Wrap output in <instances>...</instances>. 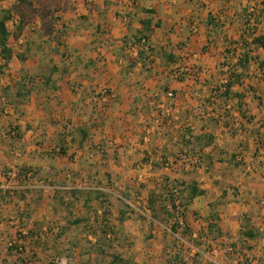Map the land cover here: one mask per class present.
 Segmentation results:
<instances>
[{"label":"crops","instance_id":"crops-1","mask_svg":"<svg viewBox=\"0 0 264 264\" xmlns=\"http://www.w3.org/2000/svg\"><path fill=\"white\" fill-rule=\"evenodd\" d=\"M60 1L63 5V25L53 26L51 36H45V31L41 30L40 38L50 41L54 49L58 47L57 53L62 50L60 42L64 43L66 50L70 51V58L66 54L63 59L57 60L53 54L52 67L44 79L39 76L25 79L14 76L5 86H10L7 90L2 88L4 80L0 77V133L9 128V137L18 140L12 145L20 147L12 151L3 148L6 139L3 134V139H0V163L13 162L29 169L31 167L39 175L64 179L69 178L71 172L61 168L75 162L77 172V162L88 158L94 161L95 175L97 173L103 178L107 176L106 171L114 178L130 180L132 177L144 178V175L150 178L163 175L158 187L166 178L172 183L197 180L206 193L193 200L187 214V225L194 232L192 238H197L199 231L207 230L214 200H211V185L202 186L201 178L191 175L194 168L178 160L187 140L192 142L205 131L215 137L213 146L208 148L214 156L221 149L231 161L232 154L242 151L245 145L246 159L255 164L259 159L254 154L257 147L255 139L264 118L261 119V94L253 80L264 82L263 76L251 73L248 78L247 84L254 87V92H247L244 87L237 88L245 94L242 111L237 100H233L228 105H222L218 109L220 113L210 116L205 103L210 95L207 81L211 80L212 85L218 80L216 74L220 65L216 68V60L221 55L219 49L214 48L217 47L213 44L216 41H211L218 29L206 25L208 17H229L233 13L230 5L236 7V2L244 3L246 0ZM148 19L159 23L151 34L155 53L145 63H138L129 69L128 48L123 46L124 40L143 31L142 22ZM194 23L199 27L197 34L191 32ZM236 28L237 22L233 21L232 27L227 23L222 30L231 34ZM41 55L32 52L25 61L19 59V65H28L33 59V64L39 69L43 64ZM168 55H174L178 60L172 62L168 60ZM11 67L10 63L6 73L14 72ZM200 67L202 77L197 80L194 75ZM36 68L31 70L36 72ZM178 69L185 71L183 78H177L175 72ZM104 85L117 95L116 102L109 107L104 106L98 91ZM170 93H173L172 97ZM257 114L260 116L257 117ZM229 121L233 124L238 121L236 127L242 124L236 135L228 131L226 125ZM83 133H86L85 140ZM16 134L19 136L13 137ZM29 135L33 142L27 145L25 138ZM44 147H50L49 150L56 147V151L62 149L64 154L33 156L46 152ZM9 154L16 156L14 160H10ZM137 162L134 168L133 164ZM166 163L173 165L170 170L164 168ZM187 175L191 176L190 180ZM251 184L254 188L251 187L250 196L246 193L242 203L236 207L224 205L222 209L220 225L225 237L233 230L234 235L237 231L240 236L246 218L255 221L264 213L260 204V200L264 199V175L256 177ZM241 188L240 191L246 187ZM103 190L112 192L111 188ZM143 195L148 200L149 192L143 190ZM24 202L26 197L16 203L18 207L13 204L10 210L13 207L25 209ZM26 208L28 210V205ZM192 213L202 218L197 219ZM20 216L16 221L19 226L29 224L31 228V218L34 222L37 220L36 214L29 218ZM12 218L15 217L9 215L6 220H0L2 241L12 235L13 229L9 226L3 228V225L14 224ZM29 232L31 234L32 229Z\"/></svg>","mask_w":264,"mask_h":264},{"label":"rangeland","instance_id":"rangeland-1","mask_svg":"<svg viewBox=\"0 0 264 264\" xmlns=\"http://www.w3.org/2000/svg\"><path fill=\"white\" fill-rule=\"evenodd\" d=\"M7 0H0L4 2ZM33 3V7L28 9L22 7L25 14L26 25L23 30V36L26 43L21 49L23 52L29 49H32V52H39L41 55V60L43 64L39 66V69L33 64V59L29 61L28 65L23 64L20 66L21 61L16 55L14 60L11 62L13 73H4L5 75L1 76L4 80L2 88L7 90L9 85V79H13L14 76L25 78L33 77H42L43 79L49 73L53 60V54L57 60L63 59L64 55L68 54L70 58V51L66 50L64 43L60 42L62 48L61 53H57L58 47L54 49L53 44L50 41L41 40V30L42 29V18L39 12L35 10L41 9L48 12V15L53 21V26L63 25V15L61 10L63 9L62 1L60 0H30ZM231 1V0H225ZM262 0H249V2L244 1V3L236 2V7L238 11L244 14V9L247 6H252L254 2L260 3ZM17 2V3H16ZM4 3L0 4V9H3ZM244 4V5H243ZM6 5L7 4L6 2ZM18 6L19 0L13 2L10 6ZM39 23L40 27L36 30H31V25ZM198 27V25L196 24ZM199 28V27H198ZM62 29V28H60ZM264 29V26H263ZM17 31V30H16ZM235 29L231 34L223 33L222 28H218L215 31V34L212 35L211 41H218L221 38L217 47L219 49V58L216 60V68L218 64L220 65L217 68L218 73L223 70V63L229 64L230 54H227L228 50L225 47L222 38L235 37ZM33 41V42H32ZM36 41V42H34ZM15 41H12L14 45ZM36 43V44H34ZM221 45V46H219ZM59 46V47H60ZM20 51V52H21ZM18 53V52H16ZM29 53V54H30ZM63 56H62V55ZM229 57V58H228ZM1 61V59H0ZM231 64V63H230ZM211 65V64H210ZM214 65V64H213ZM211 65V66H213ZM36 68L37 71L34 72L31 69ZM8 69V68H7ZM9 69V70H10ZM206 70H209L206 68ZM252 75L256 74V70L253 69ZM217 79L220 78L219 74H216ZM256 77V76H253ZM257 90L261 94L260 106L262 107L263 114H261V119L264 118V82L253 80ZM107 87V86H103ZM109 88V87H108ZM99 91V90H98ZM116 95V93L113 91ZM100 95V94H99ZM117 96V95H116ZM107 107V106H106ZM104 107V108H106ZM260 116V114H257ZM9 129V128H8ZM8 129L0 133V139H3V134L6 136L5 143L2 146L3 148H9L10 151L18 149L20 147L12 145L15 143L16 138L9 137L7 134ZM13 130H10L12 132ZM12 135V134H11ZM19 134L14 135L13 137H18ZM30 135L25 138L27 145L32 139ZM14 139V140H13ZM10 140V142H9ZM29 140V141H28ZM33 142V141H32ZM11 143V144H9ZM26 145H22L24 147ZM44 153L33 154L34 157H55L58 156V150L56 147L53 150L50 147H44ZM43 148V149H44ZM53 148V147H52ZM47 149V150H46ZM8 151V150H7ZM17 151V150H16ZM216 153V163H209L208 159H205L203 168L194 169L192 176L201 178L202 186L208 184L211 185L213 203L216 205L215 210L219 213H222L224 205L226 206H237V204L242 203L246 193L250 196L251 187L254 188V185L251 184L256 180V177L262 178L264 175V154L257 157L256 164L251 160L244 158L243 164L237 165V162H231L228 158L229 155H224L221 152ZM7 153V152H6ZM10 160H14L15 155L9 154ZM32 156V155H31ZM219 158L223 159V162H220ZM232 160V159H231ZM71 166H64L61 170H70V177L63 178H50L45 175H39L38 172L36 176L26 184H23V189L15 190L16 197L13 200L5 201L1 196L0 192V220H6L9 215H13L15 218H12L14 224L12 225H3L13 229L12 235L8 237L7 240H1L2 230L0 228V264H204L206 259L202 256H198L194 252V238L186 236L183 232L185 228H180V235H173L170 231V226L166 225L167 223L163 220L165 211L162 210L160 214L159 223L154 221L151 218V212L148 211L147 199L143 195L144 192L150 195V192L153 188H158L163 175H153L150 177L144 175V178L141 179L137 177H132V180L129 178H114L111 173L106 171L105 178L99 177L96 173L95 175V164L91 159L83 158V160L77 162L78 171L76 172V167L74 166L75 162ZM137 163H134V168L137 166ZM5 165V166H4ZM252 165L256 167L257 171L251 172L247 170V166ZM2 168L0 169V183L6 185L11 183L12 185L16 181H11L6 178V173L12 169H23L27 166H19V164H9L0 163ZM164 166V165H163ZM74 167V168H72ZM28 168V167H27ZM29 169V168H28ZM30 169H33L30 167ZM34 170V169H33ZM35 171V170H34ZM80 171V172H79ZM190 173V172H189ZM258 174V176H256ZM252 175L253 177H250ZM188 180L191 179L190 175H187ZM153 179V182H152ZM159 180V182H157ZM253 179V180H252ZM151 181V182H150ZM263 181V180H262ZM150 184V185H148ZM150 186L151 189L148 190L146 187ZM240 191L239 188H243ZM29 187V188H28ZM103 188L110 189L112 192H107ZM241 188V189H242ZM142 190V191H141ZM1 191V190H0ZM77 191V193H75ZM89 191H99L100 193L106 194L107 197L98 194L100 199L97 198L96 194H92V200L88 202L91 209L85 206L87 202V193ZM148 191V192H147ZM26 197V202H24L23 210L13 207L10 210V207L19 203ZM89 199V198H88ZM102 201L106 202V205L110 211V215H107L110 220V225L114 227L117 237H111L110 240H105L104 252L99 250L101 246L95 244L97 239H102L103 231L101 222L104 215L103 206H101ZM22 205V204H21ZM28 205V210L26 208ZM18 207V205H16ZM233 206V207H234ZM161 208V204H158L157 209ZM25 210V211H24ZM99 210L98 215H100V221H97L96 211ZM189 210V209H188ZM12 211V213H11ZM17 211V212H16ZM123 217L122 213H125ZM187 214L189 211H187ZM185 212V213H186ZM37 215V220L34 222L31 218V223L33 225L29 228V224H20L17 223V218L25 216L29 218L31 215ZM248 215V214H247ZM188 216H186L188 221ZM193 217L197 219L202 218L201 215L197 216L192 213ZM124 218V222H121L120 219ZM81 218H88L90 222L84 221L78 223L77 220ZM220 218L222 219L221 215ZM246 220L250 221L251 218L248 217ZM173 222L177 221V217L172 219ZM4 223V222H3ZM87 223V224H86ZM28 226V227H27ZM32 233L30 234L29 231ZM243 230V229H242ZM242 230L239 232L235 230L228 232L226 235L229 242L232 243L234 247H239L243 242ZM4 231V230H3ZM200 232V231H199ZM185 236V237H184ZM14 240L20 241L19 245L23 247L22 251H19L18 246H11V242ZM102 241H104L102 239ZM215 242L217 247L223 246L219 239L214 240L210 238V242H201V250L207 251L211 243ZM200 244V242L198 243ZM240 250V249H239ZM181 256L178 260L176 255ZM117 255L120 257V261H115L114 256ZM177 259V260H176ZM171 261V262H169ZM230 264H236V258L233 257L230 260Z\"/></svg>","mask_w":264,"mask_h":264},{"label":"trees","instance_id":"trees-1","mask_svg":"<svg viewBox=\"0 0 264 264\" xmlns=\"http://www.w3.org/2000/svg\"><path fill=\"white\" fill-rule=\"evenodd\" d=\"M247 2H249V0H247ZM23 6L30 9L33 7V3L30 0H19L18 6L14 5L8 9H0V77L7 71L9 64L14 60L16 55L21 61H25L31 51V49L27 47V50L16 53L12 43V41L18 40L23 35V30L27 22L22 9ZM35 11L41 14L42 28L43 31H45L44 35L51 36L53 34V21H51V17L48 15V12L41 9H37ZM231 11L233 13L230 14L229 17L226 16L223 19L219 18L218 15H209L208 21L206 23L207 26H213L214 28L218 29L225 27L227 23H230L232 27L233 21L237 22L235 37H230V39L228 36L222 38V41L225 44L224 46L227 47L228 50H231L227 51V54L231 55L229 58V64L223 63V70H221L220 73L217 72V74L220 75V78L215 80L212 85H210L212 82L211 80L210 82L207 81L210 95L205 100V103L207 104V109L209 110L208 112H211L210 116L215 115L217 112L220 113V110L218 109L221 108L222 105H228L229 102L233 100H237L238 108L242 111L245 104V94L238 91L237 88L244 87L245 91L254 92V87L247 84V80L250 78L253 69L258 71V73H260L264 78V0L258 3V6L256 8L254 7L253 10L252 6L249 7L246 5V9L243 10L244 14L237 9L233 10L232 7ZM13 15L19 17L20 25L17 27V31L12 35L8 32L7 23L13 17ZM142 24L143 31H139L138 33L134 34L130 39L125 38L123 46L126 49L132 45L140 43L142 40H146L149 43V48L147 50L140 51L136 63L127 66L129 69H132L138 63H145L155 53V49L153 48L151 42V34L153 33L154 28L159 26V23L148 19L144 20ZM217 42L218 41H216V43ZM168 60L176 62L178 59L174 55H168ZM202 71L203 70L201 67L197 69V74L194 75L197 80H201ZM175 74L177 78H181L182 76L186 75L185 71H180V69H178ZM237 124L238 121H235L234 124L233 122L229 121L226 125L228 126V131L232 135H236L237 131L239 132L241 129L242 124L240 123L239 126L236 127ZM262 129H264V120L256 133L257 138L255 139V142L257 147L254 153L256 157L260 156V154H264V131H262ZM83 138L84 140L87 138L86 133H83ZM214 141V135L203 131L199 133L197 137H195L194 141L190 142V139H188L180 152L186 148L190 149L192 158L196 159L197 161V166H195L194 169H200L203 168L206 158L211 164L217 162L215 160L216 156H214L213 152L211 150L208 151V148L213 146ZM245 150L247 149L244 145L242 151L232 154L231 162H237V165L243 164L241 162H243L244 158H246V154L244 153ZM58 154H64L62 153V149L58 151ZM219 159L222 160L220 162H223V159ZM30 172L36 176L35 171L32 169H21V173L23 174ZM168 181L169 180L167 178L164 179V183L160 187L154 188L150 192L149 198L147 200V209L149 212H151V218L159 223H162L158 220L160 219L161 211L164 210L165 213L163 214V220L167 223L166 225L170 226L171 233L173 235H180L179 230L183 227L185 228L183 233L186 236L192 238L194 232L187 225L186 210L188 211L189 206L192 204L195 198L205 195L206 190L200 187L197 180H191L190 182L183 181L181 183L178 181L174 183ZM173 188H179V195H175L172 192ZM0 192L3 199L10 197L11 200H13L17 195H10V192L5 190H1ZM75 193H77V191ZM92 194H96L98 199L101 197H99L98 194L107 197L106 194L100 193L99 191H89L87 193V202L85 203V206L89 209H91V207L88 202H90V199L92 200ZM159 203L161 204V208L157 209ZM101 206L105 208L104 215L101 220L103 223L102 239L104 241H102V239H97L95 244L101 246L99 250L105 253L103 247L106 245L105 240H110L112 236L116 238L117 233L114 227L110 225V220L107 217V215H110V211L106 205V202L102 201ZM211 207L212 210L208 217L209 224L207 226V230L198 232L197 238H194L193 246L196 248L201 249V239L203 238L207 240L206 242H210V238L217 241V239H221L225 236V233L222 231L220 225V215L215 210L214 204H212ZM98 212L99 210L96 211L95 216L99 222L100 215H98ZM124 215H126V212L121 214L122 217ZM175 216L177 217V221L173 222L172 219L175 218ZM122 217L120 221L124 222V218ZM84 221H87V223L90 222L88 218H81L77 220L78 223H82ZM242 227L244 229L242 231L243 237H255L254 232L251 229L250 221L245 219ZM199 242L200 244H198ZM176 256V258L180 260L181 256H179V254ZM113 258L115 261H120V257L117 255H115Z\"/></svg>","mask_w":264,"mask_h":264},{"label":"built area","instance_id":"built-area-1","mask_svg":"<svg viewBox=\"0 0 264 264\" xmlns=\"http://www.w3.org/2000/svg\"><path fill=\"white\" fill-rule=\"evenodd\" d=\"M15 1L16 0H7L5 1V3L0 2V4L4 3L3 7L8 9L9 7L7 6H10L13 2L15 3ZM6 2L9 5H6ZM258 3L256 2L252 3L253 4L252 10L254 7L256 8L258 6ZM19 25H20L19 17L13 15V17L7 23L8 32L13 35L16 32L17 27ZM39 27H40L39 23L32 24L31 30L34 31ZM191 32L193 34H197L199 32V28L196 26V23H194L191 26ZM25 43L26 40L24 36L16 40L13 45L15 52H20L22 47H24ZM148 48H149V43L146 40H142L140 43L130 46L126 51L129 56L127 61V66L135 64L140 51L147 50ZM99 94L101 96V101L104 104V106L109 107L116 102L117 96L108 87H100ZM169 96L172 97L173 93H170ZM178 160L183 164L188 165L191 168H195V166H197V161L196 159L192 158L190 149L188 148L184 149L180 153V155L178 156ZM172 166L173 165H171L170 163H166L164 165V168L166 170H170ZM247 170L250 172H255L257 171V168L252 167V165H248ZM33 177L34 175L31 172L27 174H23L21 173V169L18 170L12 168L6 173V178L11 181H16V183L13 185L11 183L6 185L0 183V190L9 191L10 195L14 196L15 190H20L26 187L23 186V184L29 182ZM172 192L175 195H179L180 193L179 188H173ZM10 200H11L10 197H7L5 199V201H10ZM260 204L264 207V199L260 200ZM250 224L255 237L254 238L244 237L242 244L238 248H235L232 245V243L229 242L228 238L224 236L221 239H219L221 241V244H223V246L217 247L216 243L212 242L210 248L207 251L201 250L200 248H196L193 246L194 252L198 256H202L206 259L204 264H230L229 260L233 257L236 258L235 261L236 264H264V213L257 220L255 221L250 220ZM201 241L206 242L207 240L203 238L201 239ZM19 242L20 241L14 240L13 242H11L10 245L18 246L19 251H22L23 247L19 245L20 244Z\"/></svg>","mask_w":264,"mask_h":264}]
</instances>
